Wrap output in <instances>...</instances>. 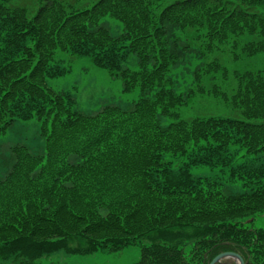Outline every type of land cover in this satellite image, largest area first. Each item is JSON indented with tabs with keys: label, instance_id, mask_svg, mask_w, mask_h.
I'll list each match as a JSON object with an SVG mask.
<instances>
[{
	"label": "trees",
	"instance_id": "16d2710c",
	"mask_svg": "<svg viewBox=\"0 0 264 264\" xmlns=\"http://www.w3.org/2000/svg\"><path fill=\"white\" fill-rule=\"evenodd\" d=\"M12 1L0 0V134L35 117L45 152L15 144L2 161L0 258L37 264L60 250L113 252L145 239L136 264H209L224 253L264 264V229L241 221L264 213V68L230 72L208 59L264 51V0H42L31 16ZM106 16L122 23L120 35L102 25ZM58 52L90 57L138 98L76 110L70 92L46 84L68 71ZM190 53L200 61L193 86L178 92L174 70ZM130 54L135 69L123 66ZM198 95L236 115L182 118ZM199 165L229 167L230 181L254 186L224 192L192 175Z\"/></svg>",
	"mask_w": 264,
	"mask_h": 264
},
{
	"label": "rangeland",
	"instance_id": "374dc122",
	"mask_svg": "<svg viewBox=\"0 0 264 264\" xmlns=\"http://www.w3.org/2000/svg\"><path fill=\"white\" fill-rule=\"evenodd\" d=\"M42 0H13L11 7H26L31 16L39 7ZM81 7L84 4L94 0H80ZM171 2L173 0H164ZM264 11V7L260 8ZM101 23L110 29L114 36L121 34L123 25L120 21L110 16L103 17ZM181 36V35H180ZM183 42L185 41L182 37ZM227 46V44H225ZM224 46V45H223ZM212 57L219 58L231 72L237 70H257L264 68V51L252 57L234 60L229 52L212 53ZM207 59V60H208ZM206 60V61H207ZM58 64L66 69L67 73L62 76L47 78L46 84L55 91H68L75 98L74 108L86 114H93L106 105H118L128 107L138 98V89L131 92H124L122 80L114 77L103 68L96 67L90 57L75 56L68 52H58L56 56ZM200 61L194 53H190L183 62L174 70L176 80L175 89L178 92L185 91L192 84V72ZM123 66L135 69L137 67V58L134 54L128 55ZM231 82V81H230ZM193 86V84H192ZM222 86H224L222 84ZM182 118L194 116H235L236 112L230 106L210 96L198 95L188 105L179 109ZM168 121L167 119H165ZM41 121L35 117L28 120H16L4 134H0V177L6 172V165L3 159L8 155V150L15 144L28 146L34 153L41 154L45 152V138L40 133ZM259 156H263L260 153ZM247 161L255 165L263 163L261 158L253 160L248 156ZM166 159L173 161V156L167 155ZM177 160V159H176ZM173 161L172 168L175 170L178 166ZM181 160V159H180ZM240 159L237 160L239 162ZM235 164V162H234ZM190 172L195 177H201L218 183V187L224 192H244L249 190L241 180L230 181L229 167H209L204 165L193 166ZM264 185V178L260 181ZM245 226L264 229V213H256L244 219H241ZM79 241V240H78ZM85 241H80L84 243ZM77 240L71 239L70 244L75 245ZM149 244L147 240H142L138 244L124 247L120 250L107 252L98 251L88 255L68 254L62 250L56 251L40 257L37 264H136L140 259L141 247ZM193 242L184 243V250L187 254ZM235 263V262H234ZM0 264H19L13 257L0 258Z\"/></svg>",
	"mask_w": 264,
	"mask_h": 264
},
{
	"label": "water",
	"instance_id": "95a60500",
	"mask_svg": "<svg viewBox=\"0 0 264 264\" xmlns=\"http://www.w3.org/2000/svg\"><path fill=\"white\" fill-rule=\"evenodd\" d=\"M225 259H232L235 262V264H244L243 259L235 253L220 254L216 256L215 258H213L209 264H216Z\"/></svg>",
	"mask_w": 264,
	"mask_h": 264
}]
</instances>
